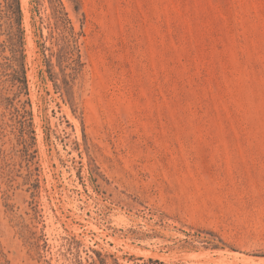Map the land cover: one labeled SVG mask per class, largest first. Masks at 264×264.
<instances>
[{
  "label": "rangeland",
  "instance_id": "obj_1",
  "mask_svg": "<svg viewBox=\"0 0 264 264\" xmlns=\"http://www.w3.org/2000/svg\"><path fill=\"white\" fill-rule=\"evenodd\" d=\"M13 3L0 264H264V0Z\"/></svg>",
  "mask_w": 264,
  "mask_h": 264
},
{
  "label": "trees",
  "instance_id": "obj_2",
  "mask_svg": "<svg viewBox=\"0 0 264 264\" xmlns=\"http://www.w3.org/2000/svg\"><path fill=\"white\" fill-rule=\"evenodd\" d=\"M13 4H14V6H15V4H16V6H17V0H16V1L14 0V3H13Z\"/></svg>",
  "mask_w": 264,
  "mask_h": 264
},
{
  "label": "bare ground",
  "instance_id": "obj_3",
  "mask_svg": "<svg viewBox=\"0 0 264 264\" xmlns=\"http://www.w3.org/2000/svg\"><path fill=\"white\" fill-rule=\"evenodd\" d=\"M30 58H33V55L30 56ZM222 253V252H221ZM236 256V255H235Z\"/></svg>",
  "mask_w": 264,
  "mask_h": 264
}]
</instances>
